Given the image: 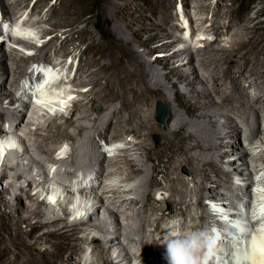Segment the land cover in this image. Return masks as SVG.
<instances>
[{"label":"rangeland","instance_id":"374dc122","mask_svg":"<svg viewBox=\"0 0 264 264\" xmlns=\"http://www.w3.org/2000/svg\"><path fill=\"white\" fill-rule=\"evenodd\" d=\"M160 1L166 3L173 1V7L169 9L168 12L172 17H169L170 20L167 25H178L182 28L181 31L176 30L175 32H171L173 39L176 38L177 35H180L182 38L180 41L175 42V46L169 48L167 52L171 53L177 46L183 47L191 45L192 47L200 46L202 48L205 46V51H201L199 56L203 57V62L206 65L200 66V71L204 77L210 80L208 81V90H211L213 78L216 79L218 84L220 83V89H224L227 86V90L230 91V80L233 82V86L239 85L238 83L241 85V88L239 85L237 86L238 89L233 92L234 98H230L223 107L221 106L222 109L220 110L224 112L225 116L231 117L238 122H243V118H249L248 120H250L249 123L251 126L254 125L252 122L254 119V110L258 112L260 118L259 132L258 135H253V143L247 144L249 140L243 141L242 132L232 134L226 141L225 149H228L229 155L222 160L221 166L224 170L233 171V177L230 178L231 181H215L216 179H212L207 182V187L210 189L207 195L218 194L217 200H212L209 196L206 197V195L201 200L205 203V209L208 212L207 216L205 215L203 218L197 219V216L202 214V210H199V208L194 205H191L187 209L185 208L184 215L177 212L172 213L174 209V199H176L177 196L170 197L172 191L166 189L165 182L153 186L151 194L154 198V202L151 206L149 204L146 205L144 209H141L140 205L144 202L139 204L132 203L130 200L131 198H136V201L140 199L142 201L144 200V193L147 187L144 183L140 182L142 175L131 173V176L127 179L125 177L127 173L123 163L113 160V156L120 153V149L126 145L127 140L131 137L120 131H113L112 127L107 134V139L98 137L96 136L97 128H95L98 122H96V120H91L90 122L93 126L83 130L81 134L76 136L77 138L72 141L62 135V129H56V124H60L63 118L55 117V115L65 112L64 110L61 112L54 109L50 114L42 108L34 107L32 101L29 102L23 121L20 124V129L17 130L15 134L13 133V137H16V145L13 148L15 153L8 157L7 150L3 155H0V171L3 168V161L6 159L10 164L20 162L25 166L21 169L19 168L18 171L23 174V177H20L18 180L16 179L17 181H13L14 188L19 185H25L26 179H35L33 185L28 189V191H30L29 193L33 195V198L37 197L39 202H45L43 207H48L49 209L54 207L55 211H58L60 214L63 213V210L59 208H65V210L73 212V215H70V217L68 216L64 221H72L75 217H79L80 214L86 213L89 208L91 211L93 209L92 204L95 201V198L93 199L94 195L96 193H101L107 186L114 185L117 191L114 193L115 195L113 194L104 199L106 207L110 208L112 211L111 215L109 214L108 216V222L110 221V217L113 219L116 217L115 219L117 220L115 223L117 228H120L118 231L124 232L127 236H125V243L119 244V240L114 238L116 234H109V237L112 239L114 238L111 241L112 248L109 252L110 258L115 260V264H126L128 261H130L129 264H138V259H136L137 256L144 264H168L165 246L167 239H172L177 236L185 237L192 233H203L206 237L211 227L214 230H218L217 228L220 227L223 235L226 233L223 231L224 228L228 230H232L233 228L234 231L237 232H233L234 234L232 233V235L237 237V239L233 241L235 244H233L232 249V253L234 252L236 256L237 253L248 250L247 245L251 235L256 234V232L262 228L264 220H262L261 224L258 223L259 220L257 222V224H259L257 227L250 225L249 221L254 216H252V214L257 213V211L253 212L257 210L255 206L258 202L255 194H257L258 191L264 194V136H262L264 135V104L258 103L252 106V99L249 101L250 105L248 107L243 105L244 97L240 95V90L243 86H245L247 91L251 92L252 95L260 88H257L256 85H251L249 80H245L242 76L232 73L228 75L225 73L223 70L225 68V63L221 60L224 55L212 52V50L220 45L228 46L231 39L230 33L226 31H211V18L213 17L214 8L217 6L219 7L215 22L217 25L225 21L224 14L228 11H233L232 15L236 18L243 17V19L247 21V25L254 36L262 37V43H264V0H0V61L1 64L8 68L7 73L0 75V90L6 92L11 89L12 92L16 94V97H18L23 89H29V86L26 87L27 85L25 83L28 74L25 75L24 72H29L32 68H38V71L35 70L36 73L33 79H39L41 73L38 74V76H36V74L42 71L40 68H42L44 63H48L47 65L49 68L50 66L53 68V64H55L56 66L53 70L54 72L56 71V77L62 75L63 78L67 77L70 80L75 74L82 54L83 57L85 56L84 58H90L94 53L104 51L108 56H114L117 60L119 58L118 56H121V51L124 49L126 51H128V49H133L137 53L146 52L147 48L137 43L138 39L143 38L146 34L140 32L136 33L135 28H137L139 22H141L140 17L144 15L147 16L153 10L156 11V3L158 4ZM200 5H207V7L202 10L198 7ZM5 9L9 15H11L10 18L6 16ZM30 11H32L31 14H29ZM157 11L156 16H159L160 13ZM37 20L40 21L38 22ZM157 23L160 24V21L155 19L154 24ZM25 30L28 33L30 31H32L31 33L34 32L33 35L35 38L32 40L18 33L21 31L24 32ZM54 34L57 35V38L54 42L50 43L55 46H59V43H61V40H63L66 35L70 37L71 40L67 42L65 46L60 47L61 49L59 50L61 53V51L66 48L71 54L62 57L59 52L54 53L53 49L47 51L45 48L41 47V44ZM208 41L211 42L210 45H208ZM154 44L155 43L151 42V45ZM46 51L48 53H46ZM42 53H46L49 59H42V56H40ZM161 54L162 52L158 50V52L156 51L146 55L145 58L153 61ZM199 56L197 55L196 57L198 58ZM262 58L263 54H258V59ZM107 61H110L109 57L100 58L99 64L107 63ZM33 63H35V65H32ZM124 65L125 66H117L116 68H118V70L112 68L109 71V80L106 82L109 83V85L105 88L100 89L101 85L95 87L94 85H83L79 87L72 84L68 85L69 80L66 81L67 84L64 85V87L65 89H73L72 92L75 94V98L73 99L77 98L80 91H85L90 86L93 87V91L99 90L100 94H98V96L101 95L103 98L107 99L105 105L108 109L105 112L119 106V101L117 99L108 100L111 94L113 95L116 93L123 94V96L125 95L124 97L126 100L132 101L134 108L140 105L138 103L139 99L135 97L128 99L129 95H127V97L124 92L125 86L121 80L126 67L128 69L130 68L129 64ZM155 65L161 75L168 72V68L165 66L161 67L160 65ZM187 67L188 65L186 64L184 69H187ZM54 72L53 74H55ZM94 75L95 74H90L89 76L82 77V79L84 78V81L94 79L96 77ZM189 75L190 78L194 77L191 73H189ZM43 76L44 75H42V77ZM14 80L19 81L21 86L23 83L24 88L21 87L16 89L13 82ZM175 80L176 77L171 76V81ZM100 82L104 84L105 80L101 79ZM166 85L168 88L169 102L160 98H155L151 105L152 116L160 125H167L171 114L170 107L175 104L173 100L174 89L170 82H166ZM179 85L188 89V86L184 85L183 82H180ZM212 93L210 92L211 96L217 99V94L214 95V93ZM93 95L94 93L88 94L87 99H90ZM16 99L17 100L11 103L10 96H6L3 100V108H16L19 112L21 105L23 103H28L25 97H18ZM73 99L68 101L69 106L72 104ZM158 101L161 102L163 108L167 110V115L163 122H160L155 117L156 103ZM54 104L52 105L54 106ZM78 107L80 110V105ZM88 108L90 112H92L90 117H93L100 112V102L95 101L92 105H88L87 109ZM163 108L161 109L162 111ZM84 111L85 112L82 111L81 117L76 114L72 116L73 124L87 123L88 120L82 116L86 113V110ZM127 112L126 110H122L121 115H127ZM26 120H29L31 124L26 125ZM11 121L4 122L1 124V127L7 128ZM132 121L131 126L137 127L136 121L134 119H132ZM51 123L53 124L51 125ZM243 123L245 124V122ZM64 125L65 124H63V126ZM239 125L241 124H238V126ZM120 126L127 127L128 125H125L122 120ZM38 127L40 128L35 133ZM69 127L71 126H66V129L68 128L70 130L72 128ZM29 131H32V133H29ZM47 134H52L53 136L43 142L44 147H40L42 144L41 137ZM94 135L96 136L95 138H93ZM162 141L163 135L160 132H155L151 135L152 144L159 145ZM26 143L30 144V149L28 152L24 153ZM48 146L51 149L50 152L46 151ZM243 147H246V149ZM245 151L250 152V154L247 155L248 168L246 169L241 166L242 162L239 159V156ZM99 152H101V154ZM67 153H69L70 156L62 160L63 162L57 160L66 157ZM138 155L140 154L135 151L129 153V157L132 158ZM104 156L105 160L103 163L105 166V173L103 172L102 174V180H98L97 182L95 180V185L90 191L89 188H86L85 191L81 192L83 187L88 185L87 182L90 183V180H94L97 169L95 164ZM30 157L32 158V162L28 160ZM61 163L64 165H60ZM40 164H44L43 168ZM140 164H142L140 166L144 165L143 168L150 173L152 162L143 159ZM116 167H120V170H114L112 174L106 176L110 168L116 169ZM190 168L191 166L186 162H181L178 166V171L186 180V188H182L184 189L186 200L192 203L197 200L198 195L195 192L196 183L193 180V174ZM46 173L47 175L49 174V177L47 176L48 180L47 177H45ZM44 177L47 181L43 180ZM157 177L161 180L160 174H158ZM11 179L10 176L1 179L0 190L2 187L7 186L8 180ZM249 181H253V183L246 188L245 184ZM37 182H40L38 186H36ZM215 182H219L220 185L217 187L211 185ZM130 188L134 189L127 191ZM136 189L138 191H136ZM136 193H138V198L137 195H135ZM6 195L10 197L9 194L6 193ZM223 203L225 204L223 205ZM154 206H160L163 214L160 210H154ZM249 206L251 212L248 214L247 211ZM104 209L105 206L101 207L97 216H99ZM226 212H234L235 215L232 214L227 216ZM90 218L93 220L95 215ZM193 218H195V222L200 225V228L197 230H191L190 228V225L194 221ZM218 218H222L224 220L223 223H218V221H216ZM125 225H128L129 228H125ZM240 226L243 227L242 229L244 231L240 229ZM23 227H25L24 224ZM79 227L84 228V225H80ZM110 229L112 230L113 228L110 227ZM101 234L102 232L95 229L86 230V232L78 231V236L88 237L80 239L75 247V254L73 257L75 260L79 261V264H92L91 261L102 263V259H100V252L102 253L100 247L103 246V243L99 245H97V243L96 246L91 242L92 236L102 237L103 235ZM233 239L234 238L230 239L231 242ZM214 244H216V241L200 249L198 255L201 264L223 263L224 261L225 264L229 263L232 253L230 256L225 257L226 255L223 253V251H225L223 246L224 243L216 247H214ZM124 246L129 248L130 252H136V256L132 254L126 255V251L123 250ZM141 246L147 247L146 253H142L144 248H141ZM39 247L44 248L43 245ZM206 248L211 249L209 254H207ZM206 254V262H203ZM118 255L119 257H116ZM208 257H210V259H208ZM239 263L240 262H236V264ZM58 264H62V262Z\"/></svg>","mask_w":264,"mask_h":264},{"label":"bare ground","instance_id":"6f19581e","mask_svg":"<svg viewBox=\"0 0 264 264\" xmlns=\"http://www.w3.org/2000/svg\"><path fill=\"white\" fill-rule=\"evenodd\" d=\"M172 7L173 1L167 3L160 1L158 4L156 3L155 8L156 11L159 9L157 11L160 13L159 16H156L157 13L153 10L150 13L148 12L149 14L147 16L144 15L143 17H140L141 22H139L137 28H135V32L146 34L143 38H139L137 41L138 44L147 48L146 52L137 53L133 49H128V51L124 49L121 51V56H118L119 58L117 60L114 56H108L104 51L99 52L100 54L96 52L91 55L90 58H84L85 56L83 57L82 54L80 56V61L76 68L75 74L71 78L69 77L70 80L67 77L63 78L62 76L59 78V83H66V81L69 80L68 85L72 84L78 87L83 85H94V87L101 85L100 89H102L109 85V83L106 82L109 80V71L112 68L118 70V68H116L117 66H125L124 64H129L130 68L128 69L126 67L121 81L125 86L124 92L126 96L129 95V97L127 96L128 99L135 97L136 99H139L138 103L140 105H137L133 108L132 101L126 100L124 97L125 95L123 96V94L116 93L113 95L111 94L112 96L110 95L108 100L111 101L117 99L119 101V106L105 112L108 109V107L105 105L107 99L103 98L101 95L98 96V94H100L99 90L93 91V87L88 86L89 88H87L85 91H80L77 98L72 100V104L70 106L68 104L66 108L67 111H65L66 114L63 112L55 115V117L57 116L63 118L62 122L60 121V124H56V129H62V135L73 141L75 138H77L76 136L81 134L83 130L93 126L91 125V120H96L98 123L95 122L97 124L95 128H97L96 136L98 137L107 139V134L109 130H111V127L113 131H120L129 135L131 138L128 139L126 145L120 149V153H117L113 156V160L115 162L123 163L127 173L125 176L127 179L129 176H131V173L142 175L140 182L144 183L147 187V190L144 193V200L142 201L140 199L136 201V198H131V202L136 204L144 202L140 205L141 209H144L146 205L149 204L151 206L154 202V198L151 194L153 186L165 182L166 189L172 191L170 197L177 196V198L174 199V209L172 210V213L177 212L181 215H184L185 210L191 205H194L198 207L199 210H202V214L197 216V219H201L208 214L205 209V203L201 201L205 195L206 197L209 196L212 200L218 199L217 193L207 195L208 192H210V189L207 187V182L212 179H216L215 181H229L230 178L233 177V171L231 172L230 170H224L221 166V163L223 162L222 160H224V158L229 155L228 149H225L226 141L232 134L242 132L243 141L249 140L247 144L253 143V135H258L259 132L260 118L258 112L254 110V119L252 121L254 125L251 126L249 123L250 120H248L249 118H243V122H245L244 124L243 122H238L231 117L225 116L224 112L220 110L230 98H234L233 92L238 89L237 86H239L240 83H238L239 85L237 86H233V82L230 80V91H228L227 86L224 89H220V83L218 84L216 79L213 78L211 90H208V81L210 80L204 77L200 71V66L202 67L206 65L203 62V57L199 56L201 51H205V46L203 48L200 46L192 47L191 45H186L183 47L177 46V48L175 47L171 53L167 52L169 48H173L175 46V42L180 41L182 38L180 35H177V37L173 39L171 35V32H175L176 30L181 31L182 28L180 26L167 25L170 20L169 17H172L171 14H168L169 9ZM198 7L203 10L207 7V5H200ZM218 9V6L214 8L213 17L211 18V31L229 32L231 39L228 46L220 45L213 48L212 52H217L221 53V55H224L221 60L225 63V68L223 69L225 73L228 75L229 73L230 75L232 73L234 75L242 76L245 80H249L251 85H256L257 88H260L258 90L256 89L257 91H255L252 95L251 92H248L247 88L243 86V88L240 90V95H243L244 97L243 105L248 107L250 105L249 101L252 99V106L258 103L264 104V43H262V37H255L248 27L247 21L243 19V17H234L232 15L233 11H226L227 13L224 14L225 21L217 25L215 22L218 16ZM32 11H30L29 14H31ZM5 14L8 16V18H10L11 15H9L7 10ZM155 19L160 21V24H154ZM21 32L24 33L23 35L34 37V32L31 33L32 31L29 33L26 30ZM56 38V34L51 35L48 40H45L41 44V47L45 48L47 51L53 49L54 53H60V47L65 46V44L71 40L70 37L66 35L64 39L61 40V43H59L60 45L55 46L50 42H54ZM151 42L155 44L151 45ZM210 44L211 42L208 41V45ZM158 50H160L162 54L158 55L153 61L147 60L145 58L146 55L156 51L158 52ZM47 51L46 53H48ZM46 53H42L40 55L44 60L49 59ZM260 53L263 54L262 59H258V54ZM60 54L62 57H64L71 53L65 48ZM197 55L199 56L198 58L196 57ZM103 57H109L110 61L99 64L100 58ZM155 64L160 65L161 67L165 66L168 68V72H166L164 75H161L156 69ZM186 64L188 67L187 69H184ZM55 66L56 65L53 64V68ZM7 70V66L1 64L0 61V75L7 73ZM35 70L38 71V68H32V70L29 72H24L25 75L28 74V78H26L25 83L27 85L26 87L29 86V89H23L18 97H25L28 103H23L19 112L16 110V108H3L4 98L6 96H10L12 103L14 100H17L16 98H18L16 97V94L13 93L11 89L6 92L0 90V154L8 147L16 145V137L14 138L13 135L17 132V130L20 129V124L25 116V111H27L29 102H31V96L34 97L35 101L43 105L39 106L38 108H42L44 110H46L48 107H53L52 104L55 102L61 101L62 103H65L63 102V94L66 90L65 87L60 84H54L52 81V79H56V71H53L55 73L54 75L50 68H40L42 71L37 73L36 76L41 73L40 77L42 79L41 81L35 82L33 79L34 74L36 73ZM189 73L193 74L194 77L190 78ZM90 74H95L94 76L96 77L86 81H84V78L82 79V77L89 76ZM42 75L45 76L42 77ZM171 76H175L176 80L171 81ZM101 79L105 80L104 84H101ZM13 82L16 89L21 87L24 88L23 83L21 86L19 81L14 80ZM166 82H170L174 89L173 100L175 101V104L170 107L171 114L167 125H160L154 120L152 116L151 105L155 98H160L166 102H169ZM180 82H183L184 85H187L188 89H185L184 86L179 85ZM239 87L241 88V85ZM68 90L70 92L73 91V89ZM210 92H213L214 95L217 94V99L212 97ZM90 93H94V95L90 99H87V96ZM95 101L100 102V112L95 116L90 117L92 112H90L89 108L87 109V106L92 105V103ZM32 105H34V107L36 106L34 102ZM79 105L80 110L78 107ZM84 110H86V113H83L84 115L82 116L88 120L87 123L73 124L72 116L76 114L81 117L82 111L85 112ZM122 110L128 111L127 115H121ZM132 119L136 121L137 127L131 126V123L133 122ZM9 120L13 121H11L7 128H2L1 124L7 121L9 122ZM122 120L125 125H128L127 127L120 126V122ZM28 124H31V122L26 120V125ZM52 124L53 123H51V125ZM63 124L65 125L63 126ZM238 124L241 125L238 126ZM66 126H71L72 128L69 127L71 128L69 130L68 128L66 129ZM39 128L40 127L36 128L35 133ZM155 132H160L163 135V141L159 145L151 143V135ZM29 133H32V131H29ZM52 136V134H47L44 135V137H41L42 144L39 142L41 144L40 147L43 146L44 141H47ZM96 136L94 135L93 138ZM243 148L246 149V147ZM24 149V153L28 152L30 149V144L26 143ZM46 151H51L49 146ZM131 151L138 152L140 155L134 158L129 157V153ZM14 153L15 151L13 148L9 149L8 157ZM99 153L101 154V152ZM248 154H250V152L245 151L239 156V159L242 162L241 166H243L245 169L248 168ZM69 156L70 154L67 153L66 157L57 160L63 162L62 160L68 158ZM143 159L152 162L151 170L149 169L150 173H148L149 171H146V169L143 168L144 165L140 166L142 165L140 162L143 161ZM28 160L32 162L31 157ZM104 160L105 156L98 163L96 162L97 164H95V166L97 169L95 178L94 180H90V183L87 182L88 185L86 187H83V189L80 188L82 189L81 192L85 191L86 188H89L90 191V189L95 185V180L96 182L98 180H102V174L105 171V166L103 163ZM181 162H186L191 166L190 169L193 174V180L196 183L195 192L198 195V198L192 203L186 200L184 189H182L186 186V180L178 171V166ZM60 165L64 164L61 163ZM2 166L3 168L0 171V180L3 178H8L9 176L10 178L14 179L8 180L7 186L2 187L0 190V264H58L59 262H62V264H79V261L75 260L73 257L75 254V247L77 246V243L80 239H85L88 237L78 236L77 233L78 231L86 232V230L90 229L99 230L102 232L101 235H103L102 237H91V242L95 245L97 243V245L103 243V246L100 247L102 253L98 251L101 254L99 255L100 259H102V263H98V261H91V263L115 264V260L110 258L109 250L112 248L111 241L115 238L119 240V244H124L126 234L124 232L118 231L120 228H117L115 223L117 220L115 219L116 217L114 219L110 217V221L108 222V216L109 214L111 215L112 211L110 208L106 207L104 199L117 192L114 185H109L101 193H96L94 195L93 199L95 198V201L92 204L93 209L91 211L89 208L86 213L80 214L79 217H75L72 221H64L68 216L70 217V215H73V212L67 211L65 208H59L63 210V213L60 214L58 211H55L54 207L52 209L47 207V209L46 207H43L45 202H39L37 197L33 198V195L29 193L30 191H28V189L33 185L35 179H26L25 185H19L18 187L14 188L13 181L23 177V174L18 170L19 168L21 169L22 167H25L24 165H22L20 162L10 164L6 159L3 161ZM114 170H120V167H116V169L110 168L108 171L106 170V176L112 174ZM158 174L161 175V180L158 179ZM48 175L46 173L45 177ZM45 177L43 180L47 181L49 176L47 177V180ZM252 183L253 181L247 182V184H245L246 188ZM39 184L40 182H37L36 186ZM211 185L217 187L220 184L219 182H215ZM131 189L133 190L134 188H130L127 191H130ZM136 191L138 190L136 189ZM258 192L255 194L256 199H258V202L255 206V209L257 208V210L253 211H257V213H253L252 216H254L249 221L250 225L253 227H257L259 224H261L262 220H264V194ZM6 193L9 194L10 197L7 196ZM135 195H137L138 198V193ZM224 204L225 203H223V205ZM103 206H105V209L99 216H97L99 209ZM153 208H155L154 210L162 211L160 206H154ZM247 212L248 214L251 212L250 206ZM232 214L235 215L234 212H226L227 216ZM94 215L95 218L92 220L90 217ZM193 220L194 221L190 225V228L191 230H197L200 228V225L195 222V218H193ZM216 221H218V223H223L224 220L222 218H218ZM257 222L259 224H257ZM23 224L25 227H23ZM262 224V228L258 230L256 234L251 235L247 245L248 250L245 252L243 251L242 253H237L236 256L234 255V252L232 253L233 244H235L233 241L237 239L235 235H232L233 232L237 233L233 228L232 230L224 228L223 231L226 233H224V235L221 233L217 239H215L216 244H214V247L224 243L223 246L225 251H223V253H225L226 256H223L227 257L232 253L229 263L227 264H233L236 262L247 264L243 263L244 260L248 261V264H264V223ZM80 225H84V228H80ZM110 227L113 229L111 230ZM126 227L129 228L128 225H125V228ZM242 228L243 227L240 226L241 230H243ZM110 233L116 234L113 239L109 237ZM206 237L213 238L211 230L206 235ZM232 238L234 239L231 242L230 239ZM40 245H43L44 248L39 247ZM141 248H144L142 253L147 252V247L141 246ZM123 250L126 251V255L136 254V252H130V249L126 246H124ZM116 257H119V255ZM136 259H138V264H144V262L139 259L138 256ZM224 262H216L215 264H225ZM129 263L130 261H128L126 264Z\"/></svg>","mask_w":264,"mask_h":264},{"label":"clouds","instance_id":"9594fccd","mask_svg":"<svg viewBox=\"0 0 264 264\" xmlns=\"http://www.w3.org/2000/svg\"><path fill=\"white\" fill-rule=\"evenodd\" d=\"M22 36H26L27 38L34 39L35 37H30L27 35H23L24 33L18 32ZM33 42V41H32ZM48 64L44 63L42 66L43 67ZM32 65H35L33 63ZM62 76V75H60ZM59 77H56V79H52L54 84H60L64 86L66 83H59ZM64 76V75H63ZM44 77V76H43ZM42 78L39 77V79H34L35 82L41 81ZM32 81V79H31ZM47 81V80H46ZM69 93V100L75 98L73 92H69L68 88H66L65 95L66 93ZM68 100V101H69ZM32 103L36 105V107L42 106L41 104H36L34 101V97L31 96ZM69 104V102H68ZM67 104V106H68ZM66 111V110H65ZM49 112V111H47ZM51 114V112H49ZM211 240L210 238L205 237L203 233H192L190 235H187L185 237H175L172 239H167L165 242L166 246V259L168 261V264H201L200 262V257H199V252L200 249L205 247L206 245H210ZM209 254V253H207ZM204 260L206 259V256Z\"/></svg>","mask_w":264,"mask_h":264},{"label":"water","instance_id":"95a60500","mask_svg":"<svg viewBox=\"0 0 264 264\" xmlns=\"http://www.w3.org/2000/svg\"><path fill=\"white\" fill-rule=\"evenodd\" d=\"M163 108V105L161 102H157L156 103V109H155V117L157 118V120H159L160 122H163L166 118L167 115V110H165L163 108V111L161 110Z\"/></svg>","mask_w":264,"mask_h":264}]
</instances>
